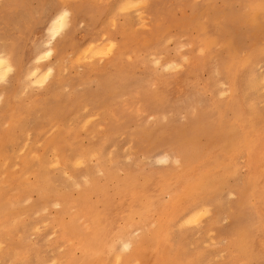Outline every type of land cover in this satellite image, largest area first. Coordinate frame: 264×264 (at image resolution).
<instances>
[{"label":"rangeland","instance_id":"1","mask_svg":"<svg viewBox=\"0 0 264 264\" xmlns=\"http://www.w3.org/2000/svg\"><path fill=\"white\" fill-rule=\"evenodd\" d=\"M199 1L209 0H143L137 15L136 10L121 11L130 0H0V51L12 53L14 65L0 84V200L12 209L19 198L21 207L15 220L1 222V238L10 228L12 233L3 243L6 256L0 264H22L12 247L22 238L29 248L27 264H48L70 251L74 258L79 255L62 234L60 224L68 217L59 220V209L52 205L62 192L84 216L95 197L84 203L78 193L86 188L69 191L61 171L48 166L53 159L50 140L58 129L65 135L60 142L70 161L103 143L104 157L116 163L118 174L152 173L156 179L168 170L178 172V167L157 166L155 159L180 156L179 142L194 137L192 147L205 161L204 166L196 161L194 175L214 169L222 179L217 189L197 197L195 205L188 200L177 207L167 231V255L184 264H264V230L250 241L249 257L231 244L241 224H264V0H210L195 8ZM63 8L71 11L68 25L53 42L52 56L37 63L33 58L50 40V20ZM111 44L115 47L107 52ZM152 54L161 56L162 63H182L183 56L189 61L179 71L164 73L148 61ZM36 63L53 69L43 88L26 78ZM258 75L257 88L252 79ZM221 84L228 85L229 96L220 98ZM227 133L241 149L223 145ZM42 157L46 161L40 170ZM225 163L231 171L220 168ZM97 167L95 158L74 175L92 171L100 183L104 175L97 176ZM250 175L256 181V199L248 192ZM28 184L39 190L27 192ZM107 189L112 194L111 184ZM227 191L237 199L228 202ZM221 199L225 202L217 204ZM162 200L170 202L169 195ZM204 204L212 206L211 216L199 226L187 225L185 218ZM239 211L242 217L237 219ZM36 224L47 227L36 233ZM125 259L139 264L131 255Z\"/></svg>","mask_w":264,"mask_h":264},{"label":"bare ground","instance_id":"2","mask_svg":"<svg viewBox=\"0 0 264 264\" xmlns=\"http://www.w3.org/2000/svg\"><path fill=\"white\" fill-rule=\"evenodd\" d=\"M208 3H210V0L208 2L199 1L195 8H204ZM64 11L71 13L68 9H60L59 12L56 13L50 20L47 30L48 34L53 21ZM55 39L51 40L50 46L52 53L55 50L52 47ZM49 41L44 42L45 49L49 46ZM42 52L38 53L33 58L35 62H37V58L42 54ZM11 54L12 53L4 50L0 51V55L9 58L13 65L10 56ZM49 68L51 67L43 69L36 63L30 70H28V72H26V78H29L30 74L33 72L37 73L38 78L44 70V73H46ZM259 76L261 75H258V78L256 77L257 79H252V82L256 83L260 80ZM255 83L254 85H256ZM233 85L236 88V83H234V81ZM250 85L251 84H249L248 87H250ZM112 86L115 88L114 83H112ZM256 86L253 88L256 89ZM252 87L251 89H253ZM111 91L116 93L118 90L112 89ZM157 94L159 93L157 92ZM154 95L156 96V92H154ZM0 96H2V94ZM232 104L235 107L238 106L237 97L232 99ZM222 110L223 113L226 111L225 105L222 106ZM60 115H66L64 109L61 110ZM58 130L59 133H57V135L50 140V143L53 145L52 155L53 157L54 155H58L62 164L67 165L70 158L66 155V150H64V146L66 145L61 143L65 142V135H62L60 129ZM227 135V138L223 140L224 146L229 147L232 151L242 148V145L238 140L234 139L233 136H229V133H227ZM60 143L61 145L58 146ZM157 143L158 140L155 138L153 145H156ZM194 144L195 139L190 135L181 140L178 144L179 147L183 149V152H181L180 156H178L181 164L177 169H175L178 172L168 170L167 175L158 173L159 175H156L158 176L157 179L152 176V173H150L151 175L142 174L139 177L132 175L130 172L124 175L118 174L115 169L118 168L116 167V163L112 160H106L104 157L103 143H100L92 149L85 148L83 152L78 154V156L90 153L94 154L98 162L96 171L98 169L102 171L104 173V179L102 182L98 183L95 177L92 176V171L88 172L87 175L92 180V185L91 187H87L83 192L78 193V196L83 199L84 203L85 200L88 199V201H90L93 196L95 197V200L92 202L90 208H88L86 215L83 216L80 214L79 210L77 211V214H79L84 220L87 227H84V225L72 220L73 214L70 210V206L73 205V202L69 197L64 196L62 192L58 194L55 202H60L62 205L58 212V219L62 220L65 217H68L66 221H62L61 224L59 223L62 228L63 237L71 243L73 250L78 251L79 255L74 258L72 256L74 254L73 251H70L62 258L52 259H56L59 264H112L115 259V255L119 254L123 247L122 244L116 243L113 250V242L119 238H123L125 241L131 238L132 247L130 251L124 253L122 256V264H128V260L125 259V255H131L132 258H135L134 260L136 262H139V264H184L178 257L172 258L168 256L165 250L166 239H168L169 236V234L167 235V231L169 226L173 223L177 207L183 201L188 200L191 201V205H195L197 197L201 196V194L207 195L210 190L217 189L222 179L217 177V173L214 169H203L197 176L194 175V170L196 169L195 166H197L198 163L203 166L205 164L204 160L199 159L198 151L192 147ZM2 148L3 146L0 140V149ZM45 161V157L39 159L40 170L44 169ZM196 161L198 163H196ZM219 164L220 163H217L216 166ZM220 168H222L225 172L231 171V167L227 163L222 165ZM251 176L252 175H250V178L248 179L250 186L248 192L251 198L253 197L256 199V181L252 178L254 176ZM179 183L182 184V189L177 190L176 186ZM109 184H111L112 194H109L107 191ZM34 186L35 185L33 184H28L25 189L27 192L37 191V189L39 190L38 187L35 189L36 186ZM165 193L169 195L170 202H163L162 198ZM45 195L49 197L47 193ZM112 195H115L116 198H112ZM3 200L4 198H2V201ZM2 201L0 200V227L3 220H15L14 218H16L21 211L19 198L15 201V208L13 207L12 209H9L10 206L4 204ZM241 212L242 211H239L237 213V219L242 217ZM258 216H260V214ZM259 219H261V217ZM7 227L9 228V226ZM263 230L264 224L262 225L261 222L260 225L257 223L251 227H245L244 224H241L239 229L235 228V240L231 244L238 254L249 257L251 256V253H253V246L250 241L253 239L255 233ZM134 232H138L139 235H134ZM11 233L12 230L10 228L5 238H1L0 236V259L6 256V253L3 251V243L9 239L8 237ZM12 247L20 254V260L18 261H21L22 264H27L28 260H30V254L28 245L25 243L24 239L22 238V241L14 243ZM149 258H151L152 262H150Z\"/></svg>","mask_w":264,"mask_h":264},{"label":"snow or ice","instance_id":"3","mask_svg":"<svg viewBox=\"0 0 264 264\" xmlns=\"http://www.w3.org/2000/svg\"><path fill=\"white\" fill-rule=\"evenodd\" d=\"M144 6L143 0H130L127 4L124 5V7L121 9V11H129V10H136L137 15H141L140 9ZM70 16V13L68 11H64L61 15H59L52 23L49 34H50V41L49 46L46 47V49L42 52V54L37 58V63H40L42 61H47L52 56V49H51V40H54L59 34H61L65 28L68 25V17ZM170 43V41H168ZM115 47V44L109 45V48L107 52H111L112 49ZM183 45L181 46V50H183ZM203 50H201L202 52ZM107 54V53H105ZM131 59V57H129ZM162 57L157 56L155 54H152L148 57V61L151 63V65L158 70H161L164 73H172L179 71L182 67V63L186 64L189 61L188 56L182 57V63H175V62H169V63H162ZM14 72V68L12 63L10 62V59L0 55V84H3L7 81L10 74ZM52 69L49 68L48 71L42 75H40L37 78V73L33 72L30 74L29 79H32L33 85L38 88H43L49 81V79L52 76ZM221 91L219 93L220 98H224L230 95V89L227 84H221ZM260 88L264 89V79L260 81ZM95 159L94 154H87V155H80L73 160H71L67 165L62 164L61 159L58 155H54L53 159L49 163V167L53 169H58L61 171V174L63 175L65 179V186L68 188L71 192H80L83 191L87 187H91L92 180L90 177L86 174H80V175H74V173L79 172L81 169H85L88 167V163L91 160ZM129 160H131V157H129ZM155 165L157 166H168L173 165L176 167H179L181 164V161L178 157H170L168 154H165L154 161ZM104 173L97 170V176L103 177ZM224 197L228 202H231L233 200L237 199L236 193L232 191H227L224 193ZM225 199L217 200V204H223L225 202ZM55 209H61L62 205L60 202H55L52 205ZM70 210L73 214V221L80 223L81 225H84V227H87V225L84 223V220L80 217L79 214H77L78 209L73 204L70 206ZM48 209H44L45 215L47 214ZM212 214V206L211 205H201L196 211H194L192 214L188 215L185 223L187 225L191 226H199L202 221L205 218L210 217ZM37 215H41V213H37ZM224 223H227V218H225ZM39 225V226H38ZM42 227H47V225H41L36 224L33 227V231L36 233H39L42 229ZM134 235H139L138 232H135ZM116 243L122 244L123 247L119 254L115 255V259L113 260L112 264H122V256L124 253L130 251L132 247V240L131 238L125 241L123 238H119L116 241L113 242V250L114 245ZM63 251V249H61ZM48 264H59V262L56 259H52L48 262Z\"/></svg>","mask_w":264,"mask_h":264}]
</instances>
